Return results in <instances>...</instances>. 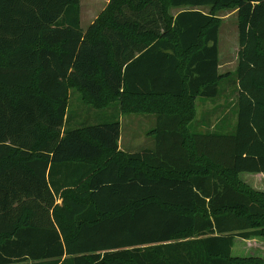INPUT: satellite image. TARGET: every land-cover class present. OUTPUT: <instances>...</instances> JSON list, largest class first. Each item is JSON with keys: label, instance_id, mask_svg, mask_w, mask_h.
<instances>
[{"label": "trees", "instance_id": "obj_1", "mask_svg": "<svg viewBox=\"0 0 264 264\" xmlns=\"http://www.w3.org/2000/svg\"><path fill=\"white\" fill-rule=\"evenodd\" d=\"M221 9L238 16V125L200 132L196 102L227 77ZM71 89L156 115L154 147L120 150L118 112L71 125ZM242 173H264V0H110L86 30L81 0H0V264H264L232 254L264 237Z\"/></svg>", "mask_w": 264, "mask_h": 264}, {"label": "rangeland", "instance_id": "obj_2", "mask_svg": "<svg viewBox=\"0 0 264 264\" xmlns=\"http://www.w3.org/2000/svg\"><path fill=\"white\" fill-rule=\"evenodd\" d=\"M110 0H81V26L86 30L91 23L105 10ZM183 8H174L172 13L179 12ZM210 12V7L202 8ZM215 15L221 18L220 27V64L222 72L227 77L221 82L220 93L212 99H198L197 109L200 113L209 114L211 108L223 109L232 101L229 113L234 112V101L237 93V73L239 29L237 11L232 9H221L215 11ZM228 72V73H227ZM120 113L121 122V147L123 152L140 151L144 148H152L155 139L151 134L155 123L156 115L149 113H121L119 103H112L107 108L97 109L83 101L82 94L76 90H70L69 119L71 125L78 126L82 122H96L102 115ZM220 112V111H219ZM218 113V112H217ZM205 123V122H204ZM223 120L217 118L215 121L206 120V127L200 125V121L192 123V130H220ZM204 125V124H203ZM120 147V145H119ZM240 179L252 188L264 192V175L242 173ZM183 237V236H182ZM234 256L257 255L264 259V237H252L250 239L236 238L232 250Z\"/></svg>", "mask_w": 264, "mask_h": 264}, {"label": "crops", "instance_id": "obj_3", "mask_svg": "<svg viewBox=\"0 0 264 264\" xmlns=\"http://www.w3.org/2000/svg\"><path fill=\"white\" fill-rule=\"evenodd\" d=\"M219 41H220V39H219ZM220 51L221 50H220V42H219V57L221 59ZM238 51H239V48H238ZM236 71H237V69H236ZM220 73L221 74H226V72L225 73L222 72V70H221V64H220ZM220 88H221V84H220ZM207 100H209V99H207ZM196 103H198V102H196ZM231 106H232V101H230L229 102V105L226 106L224 109H223V106H219V108H215V107L214 108H211L209 114L200 113L199 110L197 109V114H196L195 120L200 121V125L202 127H206L207 126L206 125V120H211L212 119L213 121H215V119L217 118V120L218 119L223 120V124H221L220 130H210L211 132H217V133H234L236 131L237 125H238V112H239L238 111V85H237L236 98H235V101H234V112L229 113V109L231 108ZM120 122H122L121 119H120ZM197 131L206 132L208 130H206V129L205 130H202L201 129V130H197ZM120 143H121V138H120V141H119V145H120L119 148L122 149ZM134 152H137V151H134ZM260 174L261 175H264V173H259V174H256V175H260Z\"/></svg>", "mask_w": 264, "mask_h": 264}]
</instances>
